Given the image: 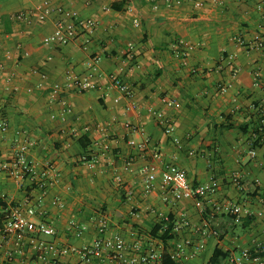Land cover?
<instances>
[{
  "label": "crops",
  "instance_id": "1",
  "mask_svg": "<svg viewBox=\"0 0 264 264\" xmlns=\"http://www.w3.org/2000/svg\"><path fill=\"white\" fill-rule=\"evenodd\" d=\"M45 1L0 0V164L29 140L26 158L37 179L47 163L59 172L42 200L30 177L0 173V201L7 206H0V264H86L74 254L53 256L46 245H91L101 217L108 220L107 236L118 235L126 245L139 242L143 251L152 244L158 252L164 245L150 235L156 225L170 216L174 225L188 220L178 239L204 247L187 264H208L215 250L236 253L264 242V138L256 139L264 117V0H222L200 9L187 1L169 8L165 0H48L97 23L89 53L76 42L46 43L59 16L38 19L36 7ZM21 12L30 14L24 22L15 17ZM179 42L193 50L176 57ZM72 74L90 76L100 89L79 93L66 87ZM110 75L131 87V98L111 88ZM55 83L65 87L62 97L71 112L50 102ZM227 84L232 87L221 93ZM150 110L171 118L173 135L164 133ZM155 156L185 170L194 187L215 185L216 193L203 200L204 214L193 198L163 188L159 178L144 192L140 169L158 163ZM117 174L122 184L115 182ZM223 201L250 208L242 221L247 227L213 212ZM14 207L42 211L34 221L51 224L56 235L4 239L3 215ZM70 221L84 228L79 237ZM101 264L117 263L104 256Z\"/></svg>",
  "mask_w": 264,
  "mask_h": 264
},
{
  "label": "built area",
  "instance_id": "2",
  "mask_svg": "<svg viewBox=\"0 0 264 264\" xmlns=\"http://www.w3.org/2000/svg\"><path fill=\"white\" fill-rule=\"evenodd\" d=\"M185 1L189 2L195 8H203L207 5H219L222 0H165L167 7H179ZM37 17L40 21H45L52 17L54 14L59 16V19L55 22V28L52 34L47 39L46 43L50 46H66L72 43H78L80 49L85 52H90L91 46V33L97 27V23L92 19H81L74 16V14L62 7L53 6L50 1H45L36 7ZM1 15V8H0ZM29 13L21 12L15 17L19 21H26L29 17ZM132 48V44H129ZM191 51L193 46L179 42L175 48V56L180 57L183 50ZM25 55H28L25 52ZM91 61L96 63L98 59L92 57ZM3 71V66L0 63V74ZM238 70L233 72V77L237 75ZM111 88L117 90L123 97L131 98V87L125 83L121 78L116 75H110L108 77ZM68 88H74L79 93H85L91 90L100 89V86L95 84L90 76L70 75L68 76ZM232 87L231 84L223 85L221 87V93L226 94ZM65 87L59 83L52 85L48 94L50 102H59L64 106L66 113L71 112L72 108L67 101L62 97ZM31 92V89L28 90ZM119 99H115L118 102ZM135 108L134 105H132ZM156 117L157 123L162 127L164 133L168 136L174 133V124L171 118L166 116L162 112H155L150 110ZM7 129V125L1 126V131L4 132ZM264 138V117L261 116L260 124L257 131L256 139ZM174 142L179 144V139L175 138ZM129 144L135 146L136 142L130 140ZM33 146V143L26 140L24 143L17 146L14 159L9 162L0 164V173H7L11 177L17 180H23L26 177H30L36 184V189L40 193L39 200L45 198L48 194V190L52 183L59 178V172L54 163H47L41 174V178L37 179L36 169L34 165L26 158L28 150ZM139 148L142 151L147 150L148 142H142L139 144ZM108 149V146L105 147ZM257 152L255 149L250 150L249 156L255 158ZM158 160L156 164H146L141 167L140 172L143 175V190L145 193H150L153 189L154 183L159 178L163 188H171L174 192L183 196L191 197L195 201V205L200 214H204L205 206L203 200L205 197L214 195L216 188L214 184H205L194 187L188 181L186 171L174 164H166L162 161L161 157L155 156ZM83 160H86L83 158ZM88 166H92V162H87ZM128 163L126 169L130 170L131 167ZM115 182L122 184L123 178L120 174L115 176ZM258 182V181H257ZM234 183L240 187L239 178L234 179ZM60 203L58 198L52 201V204L58 206ZM213 212L220 215L230 216L232 222L236 225L242 223L245 217L252 214L250 208L246 205L234 203L232 201H223L215 203L213 205ZM42 215V211L38 212L34 208H28L24 213L21 208L14 207L10 211L5 212L4 216V228L3 238L8 239L11 236H16L18 242H22L27 237H34L37 235H44L53 237L56 235L55 228L46 222H35L34 218L37 215ZM257 215H262L258 213ZM163 227L162 231H166L168 217L162 219ZM190 222L186 219L182 220L181 225H175L173 232L177 235L182 232V229L189 227ZM69 227L73 229L76 235L79 237L83 232L77 222L70 221ZM108 229V220L105 217H101L98 220V237L96 240L88 246L82 248H63L58 249L53 244H47L46 249L53 255L60 254H74L81 261L86 264H101L104 256H108L117 264H155V262H161L162 252H158L154 245H150L146 251L142 250V245L139 242L126 245L118 235L107 236L106 231ZM162 243V242H161ZM203 244L195 245L194 242L187 237L179 238L178 236L172 241V247L168 252L170 258L177 264H187L188 261L195 257L196 252L203 249ZM131 253V256L128 255ZM136 254V255H132ZM224 264H264V242L258 243L252 249H243L240 252L228 253Z\"/></svg>",
  "mask_w": 264,
  "mask_h": 264
},
{
  "label": "trees",
  "instance_id": "3",
  "mask_svg": "<svg viewBox=\"0 0 264 264\" xmlns=\"http://www.w3.org/2000/svg\"><path fill=\"white\" fill-rule=\"evenodd\" d=\"M78 141H80L83 145V147H86L85 144L82 142V139H79ZM0 206L2 209H7V206L3 203H1L0 201ZM5 216V214L3 215V217ZM167 224V229L166 231H162V227H163V221H161L159 224L156 225V227L152 230L151 232V236L159 241L162 242V244L164 245V249H163V253H162V260H161V264H177L175 263L169 255V243L172 242L173 240H175L177 238V235L173 232L174 229V220L173 218L170 216L168 217V222ZM242 227H247V223L246 221L243 222L241 224ZM227 254H224L222 251L220 250H215L213 253V256L211 257L210 261L208 264H221V262L223 260H225Z\"/></svg>",
  "mask_w": 264,
  "mask_h": 264
}]
</instances>
